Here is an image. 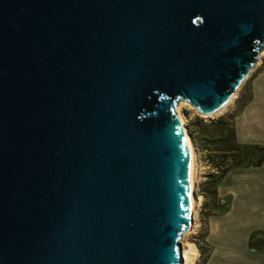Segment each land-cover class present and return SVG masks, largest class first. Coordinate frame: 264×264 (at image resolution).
<instances>
[{"label":"water","instance_id":"1","mask_svg":"<svg viewBox=\"0 0 264 264\" xmlns=\"http://www.w3.org/2000/svg\"><path fill=\"white\" fill-rule=\"evenodd\" d=\"M264 52V0H0V264H183L190 151Z\"/></svg>","mask_w":264,"mask_h":264},{"label":"rangeland","instance_id":"2","mask_svg":"<svg viewBox=\"0 0 264 264\" xmlns=\"http://www.w3.org/2000/svg\"><path fill=\"white\" fill-rule=\"evenodd\" d=\"M264 71V52L259 58V64H255L251 74L243 81L240 88L235 93L232 101L225 108L213 115H203L194 106L188 102H182L180 105V113L184 118V125L187 130L190 140L196 154V175L194 196L197 201L193 214L194 225L191 231L183 234L181 238L183 254L184 250H190L191 245L196 247L197 255L193 260V264H208L215 251L212 236L215 234V228L212 223V218L215 216L225 215L233 207L234 201L237 204L235 210L245 209L246 200L237 199L234 192L237 194L238 181H234L233 173L237 169L230 170L222 177L220 161L217 160L215 153V145H207V138L215 134V126L212 122L224 115H234L235 126L240 128V136L237 133L239 142L245 143L242 140L252 141L248 137L249 131H252L255 139H259V128L249 129L251 123L249 119L243 120V114L247 115L248 106L253 102L255 83L257 77ZM179 105V104H178ZM177 105V107H178ZM221 112V113H220ZM259 126L260 122L256 119H251ZM247 124V128L245 125ZM209 136V137H205ZM251 144V143H247ZM255 144V143H253ZM232 174V175H229ZM222 189V192H221ZM232 193H229V191ZM241 195V194H240ZM235 198V199H234ZM239 231L235 229L226 230L229 240L234 244L235 238ZM254 233V232H253ZM252 235V234H251ZM250 235V236H251ZM250 240V239H249ZM223 242V241H222ZM225 243V242H224ZM252 247L255 251L261 252L264 250V232L257 231L252 239ZM185 264V263H184Z\"/></svg>","mask_w":264,"mask_h":264},{"label":"crops","instance_id":"3","mask_svg":"<svg viewBox=\"0 0 264 264\" xmlns=\"http://www.w3.org/2000/svg\"><path fill=\"white\" fill-rule=\"evenodd\" d=\"M257 78L253 102L247 108L249 113L243 114L241 119L245 121L249 119L251 122L249 129L259 128V139H255L254 134H249L253 132L249 131L248 137L252 141L242 139L241 141L264 145V71ZM251 119L258 120L259 126ZM245 127L247 128V124ZM237 133L240 136L238 126ZM233 177L234 181L240 184L237 194L236 192L233 194L237 201L246 200L245 209L235 210L237 204L234 201L229 212L212 218L215 234L211 240H213L215 251L208 264H264V250L258 252L249 247L250 235L257 231L264 232V164L259 167L237 168ZM229 193L232 191L230 190ZM234 226L239 233L233 244L231 240L226 242L228 235L225 231L233 229Z\"/></svg>","mask_w":264,"mask_h":264},{"label":"trees","instance_id":"4","mask_svg":"<svg viewBox=\"0 0 264 264\" xmlns=\"http://www.w3.org/2000/svg\"><path fill=\"white\" fill-rule=\"evenodd\" d=\"M234 115H224L212 122L215 134L205 136L207 145H215L217 160L220 161L222 177L237 168L259 167L264 164V145L241 143L237 137ZM209 145V147H210ZM252 233L249 246L252 247Z\"/></svg>","mask_w":264,"mask_h":264},{"label":"bare ground","instance_id":"5","mask_svg":"<svg viewBox=\"0 0 264 264\" xmlns=\"http://www.w3.org/2000/svg\"><path fill=\"white\" fill-rule=\"evenodd\" d=\"M181 103L182 102H179V105L177 107V116H178V118L180 120V123H181V125L183 127V130H184V132L186 134V138H187L188 146H189V151H190V165H191V167H190L191 168V172H190V190H191L192 223H191V229L189 231H191L193 229V225H194L193 214H194L195 206H196V203H197V201H196L197 198H195V196H194V186L196 184L195 183V175L197 173L196 172L197 171L196 170V162H197L196 160L197 159L195 157L196 154L194 152V147H193L194 144H192V142H191L192 140H190V138L188 136L187 130H186L185 125H184V118H183L182 114L180 113L181 112L180 111L181 110L180 109V106H181L180 104ZM196 255H197L196 247L194 245H191L190 250H186V249L184 250V254H183L184 263L185 264H193V260H194Z\"/></svg>","mask_w":264,"mask_h":264}]
</instances>
